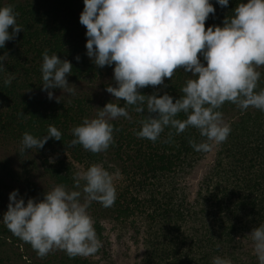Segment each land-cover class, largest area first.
Masks as SVG:
<instances>
[{
	"label": "trees",
	"instance_id": "16d2710c",
	"mask_svg": "<svg viewBox=\"0 0 264 264\" xmlns=\"http://www.w3.org/2000/svg\"><path fill=\"white\" fill-rule=\"evenodd\" d=\"M210 2L216 11L205 21L206 29L211 25L222 27L240 0H229L226 7L216 0ZM2 6L13 8L23 30L0 49V56L8 55L6 71L0 72V220L7 211L9 193L15 189L25 202L28 198L43 199L46 191L37 190L30 179L38 170L34 169L36 162L53 186L63 184L71 190L75 172L103 160L102 152L94 154L82 145L72 146L70 141L73 127L83 118H91L95 106L84 85H91L93 91L97 90L95 85L105 91L107 86H115L114 65L99 68L86 55V28L79 22L83 0H0ZM45 50L72 64L67 79L75 88L74 94L50 89L54 93L50 100L41 90ZM78 55L79 61L75 59ZM201 61L206 63L202 57ZM256 70L261 72L259 91L264 88V66ZM9 74L14 78L5 86L3 79ZM189 76L190 72L176 70L172 78L164 80L168 87L147 86L139 91L151 95L160 89L158 95L167 92L179 98ZM111 96L106 103L125 106L122 99ZM55 97L61 101L58 103ZM127 110L131 119L110 121L114 143L104 151L120 171L116 200L108 208L92 202L88 210L98 217L107 211L122 225L134 223L136 217L143 220L138 225L142 249L138 264H212L216 256L230 259L232 264H258L247 235L264 223V111L252 107L241 110L226 102L220 111L231 132L225 142L204 153L189 144L190 138L197 143L203 140L195 128L178 135L175 129L165 128L155 142L138 138L140 121L147 113H137L134 106H127ZM178 118L185 116L181 113ZM49 125L62 133L61 140L50 138L42 149L21 152L25 132L42 138ZM169 132L171 140L166 142ZM209 157L214 166L193 178L196 163ZM13 160L20 162L19 170L14 169ZM55 250L41 258L0 222V264H41L33 259L45 261L46 257L51 259L43 264H98L67 254L57 260Z\"/></svg>",
	"mask_w": 264,
	"mask_h": 264
},
{
	"label": "clouds",
	"instance_id": "9594fccd",
	"mask_svg": "<svg viewBox=\"0 0 264 264\" xmlns=\"http://www.w3.org/2000/svg\"><path fill=\"white\" fill-rule=\"evenodd\" d=\"M79 22L86 28V55L99 68L113 66L115 86L106 91L125 106L109 102L94 118L85 117L73 127L70 144H77L92 153H101L114 143V126L118 117L131 119L127 106L147 115L140 121L138 138L155 142L165 128L178 135L188 128L199 131L203 140L189 139L197 152L207 153L225 142L231 132L220 111L226 102L241 110L249 107L264 111V88L259 91L264 66V0H240L223 26L205 28L215 7L210 0H83ZM226 7L229 0H216ZM17 13L11 6L0 7V49L13 40L23 28L16 22ZM11 27L12 31L9 32ZM7 53L0 56V72L6 71ZM202 60L206 63H202ZM77 61L80 56H76ZM72 64L61 60L57 53L45 50L41 64L42 91L54 98L50 89L74 94L75 88L67 75ZM191 73L180 89L179 98L169 93L141 94L147 86L164 84L176 70ZM14 77L3 79L9 86ZM59 103L60 97H55ZM183 113L185 118H178ZM19 115L23 116L21 112ZM172 133L169 132L170 142ZM62 133L49 125L47 134L37 138L25 132L21 152L42 149ZM120 172H109L102 164H92L74 173V184L68 189L55 185L43 194L42 200L25 198L15 189L9 193L7 211L0 220L17 238L31 245L41 258L54 249L64 251L70 258L96 254L101 246L88 213L92 202L111 207L117 197L114 180ZM83 182V183H82ZM253 245L258 264H264V223L247 235ZM212 264H232L216 256Z\"/></svg>",
	"mask_w": 264,
	"mask_h": 264
},
{
	"label": "rangeland",
	"instance_id": "374dc122",
	"mask_svg": "<svg viewBox=\"0 0 264 264\" xmlns=\"http://www.w3.org/2000/svg\"><path fill=\"white\" fill-rule=\"evenodd\" d=\"M95 89L97 90L93 91V87H91V85L87 88L84 85V90L86 92H90L92 97L95 99V106L93 108L91 118H94L97 112L100 110L99 108H103L107 104V99H110L112 97V94L105 91L101 87V85L100 87L95 85ZM103 153L104 152H102L103 160L98 164H102L109 172H115L114 168L116 170L117 168L115 167L114 162L111 160L112 157L108 156L106 153ZM5 154L7 156L9 155V153L6 152ZM211 159L212 158L209 157L206 161L200 160L198 163H196V167L192 171L191 176L193 178H198L199 176L201 177L205 173H207L214 166V163L211 162ZM33 160L35 161L36 159ZM19 164L20 162L18 160H13L14 169L19 170L21 167L19 166ZM36 168L38 170L32 174V177H30L31 182L34 183L37 190L41 192L51 190L54 186L52 185L51 181L49 182L48 178L45 176L41 164L36 162L34 169ZM18 173L20 174L19 171ZM183 178L186 177L183 176ZM119 179L120 176L114 180V184H116ZM88 213L94 221L95 231L97 233L101 246L96 254L87 257L77 256V258L85 259L88 262L90 261L92 263L97 261L98 264H138L139 257L142 253L140 244L141 238L138 235V225H142L143 220L136 217L134 223L131 224L130 222L122 225L119 222L115 221L113 219V216L110 215V213H108L107 211H105V215L99 217L95 216L93 211L88 210ZM53 251L56 252L55 249ZM57 252V260L61 257H64L65 259L66 253L64 251L57 249ZM45 259L47 260L51 258L46 257ZM42 260L43 259L41 258L33 259V262L36 261V263L40 262L41 264H43L46 260ZM54 264H57V262H54Z\"/></svg>",
	"mask_w": 264,
	"mask_h": 264
}]
</instances>
